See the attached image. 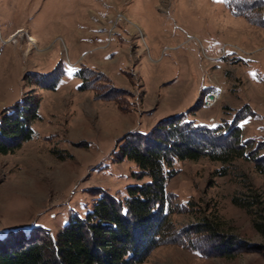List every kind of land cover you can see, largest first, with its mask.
<instances>
[{
	"label": "rangeland",
	"instance_id": "1",
	"mask_svg": "<svg viewBox=\"0 0 264 264\" xmlns=\"http://www.w3.org/2000/svg\"><path fill=\"white\" fill-rule=\"evenodd\" d=\"M59 62L65 74L56 89L37 84ZM79 67L90 69L98 91L121 89L126 110L77 89ZM207 87L221 96L204 108ZM25 95L39 99L40 118L33 139L0 154V236H27L34 226L54 236L73 215L84 217L100 191L122 198L127 186L148 181L120 157L126 132L181 113L224 127L240 113L250 155L225 174L207 157L175 160L169 219L176 232L191 226L183 232L190 242L160 244L141 264H264V174L256 165L264 159L252 160L264 156V27L233 15L224 0H0V112ZM204 221L235 237L229 254L206 253L214 239L192 230Z\"/></svg>",
	"mask_w": 264,
	"mask_h": 264
},
{
	"label": "trees",
	"instance_id": "2",
	"mask_svg": "<svg viewBox=\"0 0 264 264\" xmlns=\"http://www.w3.org/2000/svg\"><path fill=\"white\" fill-rule=\"evenodd\" d=\"M224 2L233 15L264 27L261 16L264 0ZM86 70L90 69L79 67L74 73L80 78L77 89H92L94 99L113 101L126 110L118 98L123 91L115 87L98 91L88 83ZM64 74L65 68L59 62L51 71L38 73L43 79L37 84L55 90ZM210 89L203 88L200 92V104ZM198 100L195 103L199 105ZM38 108L39 99L25 95L0 112V154L13 153L23 142L33 139L32 124L40 118ZM242 117L238 113L222 127L198 123L181 113L157 121L145 133L126 132L117 139L120 157L136 165L137 171L133 172L136 178L147 176L148 181L127 186L122 198L100 191L84 217L73 215L54 236L37 226L30 228L27 236L18 229L6 231L0 236V264H141L160 244L190 242L183 232L191 226L176 232L169 219L173 209L166 182L175 172L173 162L207 157L220 162L223 165L220 173L225 174L226 165L250 155L244 153L240 142L238 121ZM263 157L253 156L252 160L263 161ZM256 165L264 174V164ZM232 202L250 208L239 198H233ZM192 228L194 234L205 232L210 240L214 239L208 252L205 250L207 254L224 255L234 249L230 245L235 237L219 233L211 222L197 223ZM215 238L221 241V246Z\"/></svg>",
	"mask_w": 264,
	"mask_h": 264
},
{
	"label": "bare ground",
	"instance_id": "3",
	"mask_svg": "<svg viewBox=\"0 0 264 264\" xmlns=\"http://www.w3.org/2000/svg\"><path fill=\"white\" fill-rule=\"evenodd\" d=\"M30 41L32 39H29ZM221 96V90L219 91L218 94H216V96L214 97V101H212V106L216 103V101L219 99V97ZM209 102H211V91H208V93H206L202 99V106L204 108L208 107Z\"/></svg>",
	"mask_w": 264,
	"mask_h": 264
},
{
	"label": "built area",
	"instance_id": "4",
	"mask_svg": "<svg viewBox=\"0 0 264 264\" xmlns=\"http://www.w3.org/2000/svg\"><path fill=\"white\" fill-rule=\"evenodd\" d=\"M220 90L221 89H219V88H215V89L211 90V102H209L208 107H211L212 106V101H214V97L216 96V94L219 93Z\"/></svg>",
	"mask_w": 264,
	"mask_h": 264
}]
</instances>
